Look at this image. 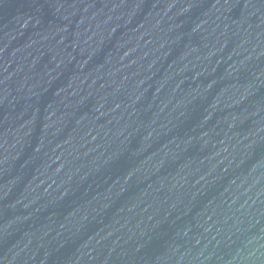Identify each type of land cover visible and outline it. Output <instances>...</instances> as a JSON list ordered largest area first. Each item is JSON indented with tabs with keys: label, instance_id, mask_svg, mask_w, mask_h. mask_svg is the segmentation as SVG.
I'll return each mask as SVG.
<instances>
[{
	"label": "water",
	"instance_id": "95a60500",
	"mask_svg": "<svg viewBox=\"0 0 264 264\" xmlns=\"http://www.w3.org/2000/svg\"><path fill=\"white\" fill-rule=\"evenodd\" d=\"M0 264H264V0H0Z\"/></svg>",
	"mask_w": 264,
	"mask_h": 264
}]
</instances>
